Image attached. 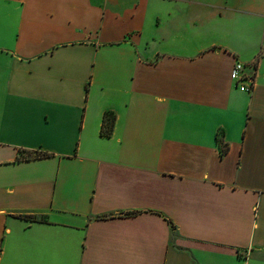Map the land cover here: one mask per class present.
I'll list each match as a JSON object with an SVG mask.
<instances>
[{
	"label": "crops",
	"instance_id": "1",
	"mask_svg": "<svg viewBox=\"0 0 264 264\" xmlns=\"http://www.w3.org/2000/svg\"><path fill=\"white\" fill-rule=\"evenodd\" d=\"M0 264H264V0H0Z\"/></svg>",
	"mask_w": 264,
	"mask_h": 264
},
{
	"label": "trees",
	"instance_id": "2",
	"mask_svg": "<svg viewBox=\"0 0 264 264\" xmlns=\"http://www.w3.org/2000/svg\"><path fill=\"white\" fill-rule=\"evenodd\" d=\"M116 122V115L112 112H108L104 116V122L102 124L101 128V135L105 138H111L114 132V125ZM218 143L221 147L222 155H225L227 150H228V145L225 143L224 139L220 138L218 136ZM50 156L49 153L46 152H29L27 155L21 154V157L19 159L21 160H31V159H41V158H46ZM21 219H26V220H32L35 222H47V219L45 217L38 219L35 216H19Z\"/></svg>",
	"mask_w": 264,
	"mask_h": 264
},
{
	"label": "built area",
	"instance_id": "3",
	"mask_svg": "<svg viewBox=\"0 0 264 264\" xmlns=\"http://www.w3.org/2000/svg\"><path fill=\"white\" fill-rule=\"evenodd\" d=\"M255 74L246 73V64L236 62L231 74V80L236 82L241 91L252 93L255 87Z\"/></svg>",
	"mask_w": 264,
	"mask_h": 264
}]
</instances>
